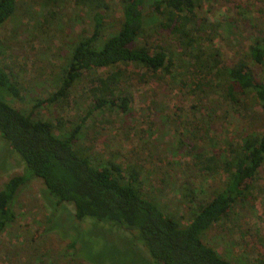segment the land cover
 <instances>
[{
  "label": "trees",
  "instance_id": "trees-1",
  "mask_svg": "<svg viewBox=\"0 0 264 264\" xmlns=\"http://www.w3.org/2000/svg\"><path fill=\"white\" fill-rule=\"evenodd\" d=\"M15 1L0 0V24L11 14ZM78 1L87 20V32L78 34L69 45L57 85L44 99H34L26 111L10 107L4 97L21 101L22 96L0 61V140L22 165L21 173L0 184V234L15 221L11 204L18 190L37 179L43 186L41 196L53 212L56 207L69 205L73 221L91 223L86 231L73 226L74 234L61 253L69 262L81 259L88 264H232L204 244L201 236L216 224L218 231L224 233L226 222H235V210L243 209L249 202L254 177L264 167V129L261 133L246 132L241 138L217 146L214 140L205 138L209 122L206 119L204 135H192L181 142L183 157H188L189 167L198 175L212 177L223 173L225 180L221 187L206 194H195V188L184 184L180 197L187 212L178 218L159 208L143 184L137 160L120 165L109 157L104 159L93 148L95 136L83 133L85 121L94 111L126 112L127 97L121 94L112 98L110 87L118 86L128 67L140 68L151 76L158 71L168 74L172 65L169 51L141 40L146 24L159 17L157 25L176 40L190 39L188 27L192 26L197 0H118L119 23L110 31L106 27L109 0ZM213 1L231 6L240 0ZM257 3L258 7L256 0L250 4L249 23L242 18L247 31L233 26L235 35L243 41L241 57L227 65L217 55L208 58L192 39L190 44L197 45L196 53L189 55L194 69L186 75L189 93L219 92L252 118L256 115L254 107L264 116V24H256V9L264 17V0ZM48 4L49 0H42L46 22L54 16ZM97 70L105 72L86 82L90 98L98 89L100 92L77 123L65 128L63 118L49 121L38 117L43 105L60 109L67 103L73 85L85 73ZM143 77L144 74L140 76ZM94 129L92 122L87 131ZM84 139L89 145H81ZM215 146L217 152L206 154L213 152ZM183 218L186 223H181ZM50 222L51 219L49 230ZM105 240L120 242L127 250L118 252L109 245L104 261H100L96 252L103 248ZM262 262L258 258L257 263Z\"/></svg>",
  "mask_w": 264,
  "mask_h": 264
},
{
  "label": "rangeland",
  "instance_id": "rangeland-1",
  "mask_svg": "<svg viewBox=\"0 0 264 264\" xmlns=\"http://www.w3.org/2000/svg\"><path fill=\"white\" fill-rule=\"evenodd\" d=\"M49 1L47 7L54 12L50 21L44 20L42 0H16L11 14L0 24L1 66L22 96L21 101L3 98L14 109L26 111L34 99L42 100L55 89L69 45L88 29L78 0ZM253 2L240 0L239 4L234 2L229 6L220 1L197 0L192 26L188 25L190 39L176 40L173 34L158 26L160 20L155 17L154 23L146 24L141 40L169 51L172 65L168 74L158 71L151 76L140 68L128 67L118 86L110 87L112 98L121 94L127 97L126 112L117 114L112 110L100 114L94 111L85 121L83 133L96 138L93 148L116 164L128 165L137 160L144 186L162 212L175 218L187 212L180 197L184 184L195 188V194H206L221 187L225 180L223 173L212 177L198 175L189 167L188 157H183L181 142L188 141L192 135H204L206 119L209 122L205 138L214 140L217 146L241 138L246 132L261 133L264 129V116L258 107L253 108L254 119L248 112L228 103L219 92L189 93L186 79L187 73L194 69L189 55L196 53L197 45L208 58L217 55L227 65L241 57L243 41L237 38L233 26L237 30L243 28L242 18L249 23ZM117 3L118 0L108 1L106 27L109 31L119 23ZM256 24H264V17L257 9ZM244 29L247 31V26ZM192 39L197 41L196 46L190 44ZM103 72L85 73L73 85L65 105L60 109L43 105L38 117L49 121L63 118L65 128L77 123L78 118L91 109L92 99L100 92L98 89L90 98L86 80ZM143 74L145 77L140 78ZM92 122L96 129L89 133L87 127ZM81 145L89 144L84 139ZM217 146L206 154L217 152ZM0 164V184L22 172L20 161L6 150L1 140ZM253 184L249 202L243 209L237 208L236 215L232 216L235 222H226L224 233L218 231L216 224L201 236L204 244L232 264H258V258L264 264V167L254 177ZM42 191L43 186L37 179L18 190L11 204L15 221L0 234V264H88L81 259L69 262L61 253L74 234L73 226L86 231L91 223L73 221L69 205L56 207L53 212L42 198ZM50 219L52 229L49 230ZM185 220L183 218L181 223H186ZM109 240L96 252L100 261H104L109 245L118 252L127 250L120 242Z\"/></svg>",
  "mask_w": 264,
  "mask_h": 264
}]
</instances>
